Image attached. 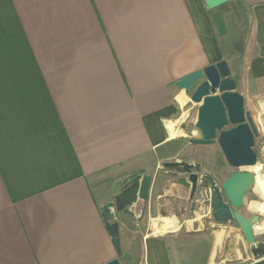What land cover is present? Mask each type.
I'll use <instances>...</instances> for the list:
<instances>
[{
	"label": "crops",
	"instance_id": "crops-1",
	"mask_svg": "<svg viewBox=\"0 0 264 264\" xmlns=\"http://www.w3.org/2000/svg\"><path fill=\"white\" fill-rule=\"evenodd\" d=\"M227 4L244 15L254 45L246 95L238 91L264 99V0ZM211 11L203 0H0V264L237 260L225 228L199 210L183 214L187 176L162 168L187 136L168 127L185 131L179 95L189 98L176 82L225 60V19ZM145 174L148 202L113 214L118 254L102 207ZM165 218L175 225L157 232Z\"/></svg>",
	"mask_w": 264,
	"mask_h": 264
},
{
	"label": "water",
	"instance_id": "water-1",
	"mask_svg": "<svg viewBox=\"0 0 264 264\" xmlns=\"http://www.w3.org/2000/svg\"><path fill=\"white\" fill-rule=\"evenodd\" d=\"M203 1L208 9L213 10L232 0ZM176 86L186 94H190V100L198 105L195 127L200 135L199 138L191 139L190 144L210 145L218 141L228 164L239 169L221 186L212 182L210 198L207 201L211 220L218 229H226L230 224L236 223L247 244L255 245L257 241L254 227L261 218L259 215L246 216L244 208L248 203V194L255 188L256 176L249 170L240 169L258 163L255 145L256 139L264 135V99L255 101L256 106H254L260 114L258 121L252 110L246 109L245 97L237 90V83L232 78L226 60L181 77L176 82ZM229 125L232 127L226 128ZM162 168L175 175L187 176L189 201L200 211V199L198 201L196 199V193L200 189V163L167 161L162 163ZM152 183V175H137L124 184L114 201L102 207L103 219L118 254H121L122 250L119 224L113 214L115 211L131 213L133 206L139 201L147 203ZM195 228L196 224L193 221L186 223L187 231H194ZM253 253L256 258L264 256V246L255 247ZM104 264H122V262L117 257Z\"/></svg>",
	"mask_w": 264,
	"mask_h": 264
},
{
	"label": "rangeland",
	"instance_id": "rangeland-1",
	"mask_svg": "<svg viewBox=\"0 0 264 264\" xmlns=\"http://www.w3.org/2000/svg\"><path fill=\"white\" fill-rule=\"evenodd\" d=\"M212 14H220L225 19V27L218 31V40L220 47L223 51V56L228 62L232 76L237 80V90H241L246 95L247 87V76L250 72L248 68V62L250 56L254 52V45L252 42L251 29L247 22H245L244 15L233 4L224 6L222 8H216L211 11ZM185 94L186 92L183 91ZM189 97L183 104L180 110V115L187 112V118L182 120V123L186 126L185 131L180 130V134L187 136H178L172 145V151L167 161H186L189 163H200L206 166L207 170L215 175L223 183L230 175L239 169L231 167L223 151L220 148L218 141L210 145L190 144L191 139L199 138L200 132L196 129L195 123L198 118V105L190 100V94H185ZM243 95V94H242ZM245 97L246 109L252 110V103L255 105V100H252L250 96ZM256 106V105H255ZM253 112V111H252ZM232 125L226 128H231ZM258 163L263 165L264 172V149H258ZM240 170H249L241 168ZM248 204L246 210V216L251 217L252 215H259V212H255L250 209V204L254 201L262 202L264 205V199H262L256 189L252 190L248 194ZM264 219V217L262 218ZM227 231V230H226ZM233 233H229L227 244L224 242L227 248L230 245L237 247L234 250V257L237 259L235 262L230 264H247L254 258L253 249L258 248L260 245L264 246V234L256 235V244L249 245L244 239V236L236 223H233ZM228 233V232H225ZM223 241L221 242V249H223ZM221 255V253H220ZM225 255V253H224ZM221 257V256H220Z\"/></svg>",
	"mask_w": 264,
	"mask_h": 264
},
{
	"label": "bare ground",
	"instance_id": "bare-ground-1",
	"mask_svg": "<svg viewBox=\"0 0 264 264\" xmlns=\"http://www.w3.org/2000/svg\"><path fill=\"white\" fill-rule=\"evenodd\" d=\"M188 97V96H187ZM189 98V97H188ZM179 100L184 104L186 102V97L181 94L179 95ZM187 112L183 114V119L185 120L187 118ZM256 120H260V115H255ZM168 127L171 132L172 137H177L179 135V131L177 129L176 123L169 122ZM246 169H249L252 173L256 176V184L255 189L258 193V195L264 199V172H263V165L260 163H257L254 166L247 167ZM250 209H252L255 212H259L260 214H264V205L262 202L254 201L250 204ZM175 225L174 220L170 218H165L164 222L161 225H155V230L157 232H166L167 230L171 229ZM257 234H264V220H262L259 224H256L255 226Z\"/></svg>",
	"mask_w": 264,
	"mask_h": 264
},
{
	"label": "flooded vegetation",
	"instance_id": "flooded-vegetation-1",
	"mask_svg": "<svg viewBox=\"0 0 264 264\" xmlns=\"http://www.w3.org/2000/svg\"><path fill=\"white\" fill-rule=\"evenodd\" d=\"M212 182H214L217 186L222 185V183H220L219 179L217 177H215V175L213 173L209 172L207 170L206 166L203 165L202 162H200V189L196 193V199L197 200L200 199V214L205 213L204 216H205V218H207L206 219L207 223H210V221L212 219L211 214H210V207L207 204V201L210 198ZM187 194H188V201H189L190 192H187ZM189 202H191V201H189ZM196 210H197L196 206H193V204L191 202L190 207L184 209L183 214H185V213H192L193 214ZM232 225L233 224H230L229 226L226 227V230H227L226 232L233 233V231H231ZM214 226L216 227V225H214Z\"/></svg>",
	"mask_w": 264,
	"mask_h": 264
},
{
	"label": "built area",
	"instance_id": "built-area-1",
	"mask_svg": "<svg viewBox=\"0 0 264 264\" xmlns=\"http://www.w3.org/2000/svg\"><path fill=\"white\" fill-rule=\"evenodd\" d=\"M259 216H260V218H261V220L257 223V224H259L262 220H264V219H262L263 217H264V214H260L259 213ZM256 226V225H255ZM254 231H255V233H256V235H257V232H256V229H255V227H254Z\"/></svg>",
	"mask_w": 264,
	"mask_h": 264
},
{
	"label": "trees",
	"instance_id": "trees-1",
	"mask_svg": "<svg viewBox=\"0 0 264 264\" xmlns=\"http://www.w3.org/2000/svg\"><path fill=\"white\" fill-rule=\"evenodd\" d=\"M228 4H225V5H223L222 7H224V6H227ZM259 257H261V256H259Z\"/></svg>",
	"mask_w": 264,
	"mask_h": 264
}]
</instances>
